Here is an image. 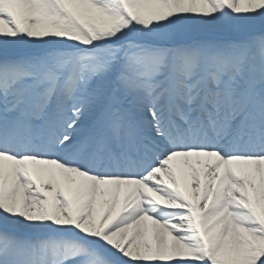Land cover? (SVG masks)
<instances>
[{
    "label": "snow or ice",
    "instance_id": "obj_1",
    "mask_svg": "<svg viewBox=\"0 0 264 264\" xmlns=\"http://www.w3.org/2000/svg\"><path fill=\"white\" fill-rule=\"evenodd\" d=\"M0 264H264V0H0Z\"/></svg>",
    "mask_w": 264,
    "mask_h": 264
}]
</instances>
